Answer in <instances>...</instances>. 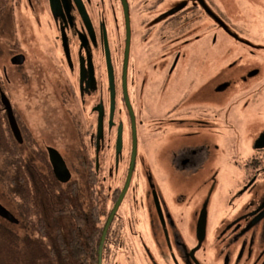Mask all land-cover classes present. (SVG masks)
<instances>
[{"label": "flooded vegetation", "instance_id": "flooded-vegetation-1", "mask_svg": "<svg viewBox=\"0 0 264 264\" xmlns=\"http://www.w3.org/2000/svg\"><path fill=\"white\" fill-rule=\"evenodd\" d=\"M24 1L46 60L3 67L0 168L50 169L64 256L264 264V0Z\"/></svg>", "mask_w": 264, "mask_h": 264}, {"label": "trees", "instance_id": "trees-1", "mask_svg": "<svg viewBox=\"0 0 264 264\" xmlns=\"http://www.w3.org/2000/svg\"><path fill=\"white\" fill-rule=\"evenodd\" d=\"M13 0H0V21ZM50 168V166H49ZM3 181V182H2ZM4 182L6 184H4ZM0 185L7 208L18 217L12 225L0 219V264H94L95 258H66L63 236L50 230V209L62 204L63 194L49 172L41 174L29 163L12 164L9 174L0 168ZM7 195V198H6ZM57 227V226H56Z\"/></svg>", "mask_w": 264, "mask_h": 264}, {"label": "rangeland", "instance_id": "rangeland-1", "mask_svg": "<svg viewBox=\"0 0 264 264\" xmlns=\"http://www.w3.org/2000/svg\"><path fill=\"white\" fill-rule=\"evenodd\" d=\"M15 2V3H14ZM12 7L8 13V16H6V20L3 22V27L6 28L5 32L0 33V75L2 77L3 75V67H7V73L9 77H11L12 80H14V76L16 74V70L12 68L9 64L10 57L12 53H15L16 49H27L30 54L28 56V63L25 65L24 70H28L29 72H33L36 75V70H34V67L32 65L35 62H39L41 65H43L42 61H45V57L38 48H33L38 43V39L35 38V35H38L39 33H36L35 29L34 32L32 30H29V28H34L31 24V16L29 10L26 8L25 1L23 2L21 0H14L12 2ZM40 8V7H39ZM37 9V12H42V7L40 9ZM10 13V14H9ZM11 15V16H9ZM40 21L44 25V33L45 35H49L50 32L47 30L48 24L46 22V15L41 14ZM4 19L2 18V21ZM14 43V45H12ZM34 49V50H33ZM21 52V51H20ZM9 87V86H8ZM12 92L16 95L17 89L13 87V85H10ZM20 84H18V92L22 93V97H26V94L24 96L26 87L20 88ZM27 93V92H25ZM20 95V94H19ZM26 117H30L27 115ZM260 128L264 126V112L260 117ZM48 130V129H47ZM252 135L254 132H248L247 134ZM257 134V133H256ZM46 140H50V132L48 135L45 134L44 136ZM49 142V141H48ZM248 149V148H247ZM248 154V153H247ZM1 186V185H0ZM7 198V195H6ZM0 203L6 208L8 205L6 204V200L3 197L2 190L0 187ZM7 205V206H6ZM9 209L12 210V208L9 207Z\"/></svg>", "mask_w": 264, "mask_h": 264}, {"label": "water", "instance_id": "water-1", "mask_svg": "<svg viewBox=\"0 0 264 264\" xmlns=\"http://www.w3.org/2000/svg\"><path fill=\"white\" fill-rule=\"evenodd\" d=\"M22 62H23V58H21V57H16L13 59L14 64H21ZM2 100H3V102L6 105L7 110H8V116H9L10 126L12 128V131L14 132L15 136L21 142L22 141L21 133H20L19 127L17 125V122L15 120L10 102L4 94L2 95ZM53 151L56 154H51V161H52V164L54 166V171H55L56 177L60 182L67 183L71 178L70 173H69V171L66 167V164H65L64 160L62 159V157L58 154V152H56L55 150H53ZM49 152H50V150H49ZM0 217L9 221L12 224H18V220L15 218V216L7 208H5L1 203H0Z\"/></svg>", "mask_w": 264, "mask_h": 264}]
</instances>
